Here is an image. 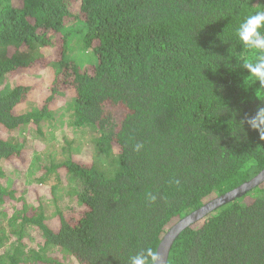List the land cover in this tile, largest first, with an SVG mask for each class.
Returning <instances> with one entry per match:
<instances>
[{
    "label": "trees",
    "instance_id": "16d2710c",
    "mask_svg": "<svg viewBox=\"0 0 264 264\" xmlns=\"http://www.w3.org/2000/svg\"><path fill=\"white\" fill-rule=\"evenodd\" d=\"M257 8L264 0H0V264H127L262 171L259 133L245 123L232 135L264 105L235 39ZM63 121L91 134L93 160L35 153L21 191L9 168L31 139L9 131ZM51 177L31 201L29 183ZM167 264H264V182L184 229Z\"/></svg>",
    "mask_w": 264,
    "mask_h": 264
},
{
    "label": "rangeland",
    "instance_id": "374dc122",
    "mask_svg": "<svg viewBox=\"0 0 264 264\" xmlns=\"http://www.w3.org/2000/svg\"><path fill=\"white\" fill-rule=\"evenodd\" d=\"M78 53L82 56L83 60L89 57V55L85 53L84 49H81V51H79ZM39 70L42 69L39 68ZM40 72H45V70H42ZM36 75L41 77V74L39 72ZM34 77V75L31 76V78ZM42 77L45 76L42 75ZM25 79L26 78L23 77V80ZM64 103L65 102H63V106ZM30 107L31 102L28 101L23 110H28L30 109ZM54 110L55 114L57 115H60L62 112L61 109ZM35 129V127H31L27 128L22 133L18 132L22 135H18V133H15V131H9V135L20 137L21 140L24 136H28L31 139V142H29L27 148L25 149V152L22 153V157L11 161L12 164H15L17 166V172H15L11 168V166L9 168V173H11L10 176L13 177V185L18 187L21 191L27 187V180L30 181L34 176L38 175L37 173L34 175H30L28 171V162L30 161L32 156H34L35 153H41L45 155V158L54 159L58 161L64 160L69 155L66 151L71 149L72 157L84 161L93 160V145L90 144L89 140L91 138V134L86 132L85 130H74L72 127L69 126L66 121L58 122L57 125H46L44 127V134L37 133ZM73 140L75 142L72 144L71 141ZM54 184H56V180L53 177L48 180L45 187H40V189H38V185H36L35 183H29L30 191L28 193V198L31 201H37L40 197L37 191H43V194L48 197L49 187ZM63 196H65L64 193ZM64 200H60V204L65 203L66 200L68 201V198H66L65 196Z\"/></svg>",
    "mask_w": 264,
    "mask_h": 264
},
{
    "label": "clouds",
    "instance_id": "9594fccd",
    "mask_svg": "<svg viewBox=\"0 0 264 264\" xmlns=\"http://www.w3.org/2000/svg\"><path fill=\"white\" fill-rule=\"evenodd\" d=\"M235 39L243 50L251 53L247 59L241 61L240 66L249 72L251 79L248 80V85L252 86L257 82L260 84L257 96L264 101V91H261L264 90V8H257L238 23ZM245 123L264 140V105L258 107L254 116L237 123V131H232V135L238 137V133L244 131ZM127 264H165V258L158 250L148 247L129 256Z\"/></svg>",
    "mask_w": 264,
    "mask_h": 264
},
{
    "label": "water",
    "instance_id": "95a60500",
    "mask_svg": "<svg viewBox=\"0 0 264 264\" xmlns=\"http://www.w3.org/2000/svg\"><path fill=\"white\" fill-rule=\"evenodd\" d=\"M262 182H264V169L250 180L240 184L239 186L227 191L222 195L214 197L203 206L196 209L189 215L181 218L178 222L172 225L162 237V240L157 248V250L163 254L165 258V264L168 262V256L174 241L184 229L204 218L206 215L218 209L220 206L243 197Z\"/></svg>",
    "mask_w": 264,
    "mask_h": 264
}]
</instances>
